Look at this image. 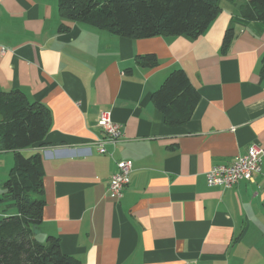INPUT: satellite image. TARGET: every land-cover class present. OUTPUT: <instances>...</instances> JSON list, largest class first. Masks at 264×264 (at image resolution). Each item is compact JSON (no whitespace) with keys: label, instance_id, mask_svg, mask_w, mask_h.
<instances>
[{"label":"crops","instance_id":"0c3cea01","mask_svg":"<svg viewBox=\"0 0 264 264\" xmlns=\"http://www.w3.org/2000/svg\"><path fill=\"white\" fill-rule=\"evenodd\" d=\"M220 6L198 36L129 38L61 18L57 0H0V91L20 89L50 113L43 140L22 150L41 154L37 240L56 236L80 264H264V153L250 179L206 181L252 143L264 152V20ZM144 54L157 64L137 62ZM175 68L199 99L171 126L151 97ZM102 111L122 131L105 153L96 150ZM125 160L129 182L112 198L110 177ZM13 167L14 151L0 149V218L16 213L3 189Z\"/></svg>","mask_w":264,"mask_h":264},{"label":"trees","instance_id":"16d2710c","mask_svg":"<svg viewBox=\"0 0 264 264\" xmlns=\"http://www.w3.org/2000/svg\"><path fill=\"white\" fill-rule=\"evenodd\" d=\"M237 15L264 20V0H228ZM61 18L85 22L111 33L129 37L201 34L221 10L220 0H57ZM234 37L228 27L222 50ZM136 61L154 66L153 54L136 56ZM152 100L165 122L174 126L191 117L199 93L185 72L175 68L152 93ZM50 124L48 108L29 101L20 89L0 91V149L14 151V167L3 183L4 196L16 213L0 218V264H80L62 252L56 236L37 240L34 227L41 219L43 169L40 152L24 154L23 149L43 140Z\"/></svg>","mask_w":264,"mask_h":264},{"label":"built area","instance_id":"2783aa9c","mask_svg":"<svg viewBox=\"0 0 264 264\" xmlns=\"http://www.w3.org/2000/svg\"><path fill=\"white\" fill-rule=\"evenodd\" d=\"M98 125L104 133V137L97 142L96 150L99 153H105L106 144H115L121 139V125L112 121L110 114L106 111L99 113ZM263 153L262 147L252 143L245 154L236 156L231 163L214 165L206 173L207 184L229 187L239 180L250 179L254 174L260 172ZM116 166L117 170L110 177L107 192L110 197L118 199L129 182L132 162L130 160L118 161ZM183 264L200 263L192 261Z\"/></svg>","mask_w":264,"mask_h":264}]
</instances>
